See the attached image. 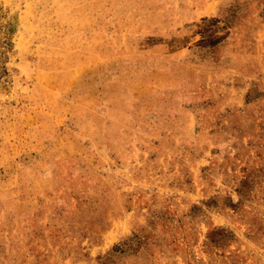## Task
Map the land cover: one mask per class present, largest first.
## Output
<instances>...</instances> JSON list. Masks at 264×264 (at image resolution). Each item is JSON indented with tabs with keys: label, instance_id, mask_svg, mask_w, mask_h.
<instances>
[{
	"label": "rangeland",
	"instance_id": "374dc122",
	"mask_svg": "<svg viewBox=\"0 0 264 264\" xmlns=\"http://www.w3.org/2000/svg\"><path fill=\"white\" fill-rule=\"evenodd\" d=\"M0 264H264V0H0Z\"/></svg>",
	"mask_w": 264,
	"mask_h": 264
}]
</instances>
